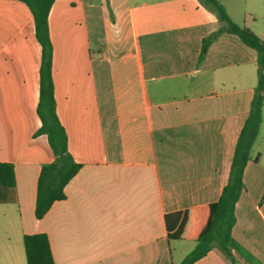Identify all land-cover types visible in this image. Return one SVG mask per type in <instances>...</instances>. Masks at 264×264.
Segmentation results:
<instances>
[{
	"label": "crops",
	"instance_id": "crops-1",
	"mask_svg": "<svg viewBox=\"0 0 264 264\" xmlns=\"http://www.w3.org/2000/svg\"><path fill=\"white\" fill-rule=\"evenodd\" d=\"M218 1L264 40V15L253 12L264 0H249L250 19ZM127 2L110 4L112 16L99 0H56L50 10L56 110L82 169L38 220L39 174L55 159L36 135L43 51L27 4L0 0V163L17 180L0 186V264H27L24 235L40 233L56 264H173L165 215L221 198L258 54L222 31L202 59L223 23L200 0ZM263 125L264 107L235 208L236 264H264V152L254 151ZM195 264L232 262L214 248Z\"/></svg>",
	"mask_w": 264,
	"mask_h": 264
},
{
	"label": "trees",
	"instance_id": "trees-1",
	"mask_svg": "<svg viewBox=\"0 0 264 264\" xmlns=\"http://www.w3.org/2000/svg\"><path fill=\"white\" fill-rule=\"evenodd\" d=\"M31 9L36 26V39L42 47L43 57L40 69V102L37 107L42 127L36 135H45L53 150L54 161L45 164L39 174L35 215L42 220L54 202L64 200L66 186L82 169L69 152L68 137L56 110L54 92L53 57L54 48L50 37L49 13L56 0H19ZM210 8L223 23L220 31L203 41L204 58L210 44L223 31L240 37L247 47L258 54V85L245 124L239 133L230 168V179L224 187L220 200L199 207H192L165 215V228L169 242H194L196 247L181 264H195L210 250L217 248L232 264L235 263L232 229L236 224V203L245 190L243 182L245 169L252 156L262 124L264 107V40L244 25L233 22L218 0H200ZM257 160V159H256ZM16 169L9 162L0 163V186H16ZM24 251L27 264H56L51 241L47 234L24 235Z\"/></svg>",
	"mask_w": 264,
	"mask_h": 264
},
{
	"label": "rangeland",
	"instance_id": "rangeland-1",
	"mask_svg": "<svg viewBox=\"0 0 264 264\" xmlns=\"http://www.w3.org/2000/svg\"><path fill=\"white\" fill-rule=\"evenodd\" d=\"M102 1V3L106 6V8L111 7L110 4L116 6L117 8H121L123 5H125V3H128L127 0H99ZM133 0H130V4H133ZM227 3V2H225ZM229 4V11H231V13H233V15L235 14L236 16H238V18H241L242 16L246 15L248 19L250 16V12H252L253 10L250 8V1L249 0H229L228 2ZM264 5H259V9L261 8L264 11ZM259 9H255L256 11H253L255 14H257V16H262L264 15L262 13H260L261 11H259ZM251 10V11H249ZM112 12L113 9L109 10L108 8V15L110 14L112 16ZM259 23H263V19L261 17H259ZM264 126V125H263ZM259 148V152L263 150L264 152V127L261 133V138L258 140V144L257 146H255L254 151L256 152V154L258 153V149ZM196 247V244H194V242H185V241H177L173 243V246L171 247V256H172V262L173 264H181L183 262V260L186 258V256L193 250V248Z\"/></svg>",
	"mask_w": 264,
	"mask_h": 264
}]
</instances>
